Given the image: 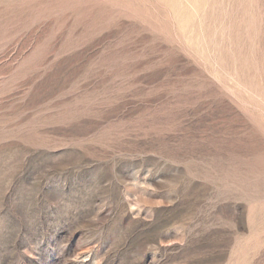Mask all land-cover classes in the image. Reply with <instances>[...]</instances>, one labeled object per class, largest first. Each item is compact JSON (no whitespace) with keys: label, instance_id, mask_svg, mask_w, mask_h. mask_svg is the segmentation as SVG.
Here are the masks:
<instances>
[{"label":"rangeland","instance_id":"374dc122","mask_svg":"<svg viewBox=\"0 0 264 264\" xmlns=\"http://www.w3.org/2000/svg\"><path fill=\"white\" fill-rule=\"evenodd\" d=\"M0 264H264V0H0Z\"/></svg>","mask_w":264,"mask_h":264}]
</instances>
